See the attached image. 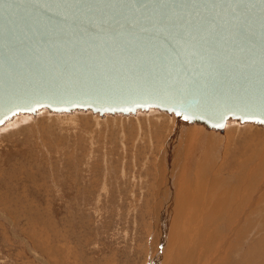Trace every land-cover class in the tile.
Returning <instances> with one entry per match:
<instances>
[{
  "label": "rangeland",
  "instance_id": "374dc122",
  "mask_svg": "<svg viewBox=\"0 0 264 264\" xmlns=\"http://www.w3.org/2000/svg\"><path fill=\"white\" fill-rule=\"evenodd\" d=\"M175 121L159 110H44L1 126L0 264H151L157 201L184 183L168 174L175 168L221 188L227 206L214 221L215 264H264V128L231 120L194 132ZM175 129L184 142L177 148L195 150L171 162L174 151L173 159L165 151Z\"/></svg>",
  "mask_w": 264,
  "mask_h": 264
},
{
  "label": "water",
  "instance_id": "95a60500",
  "mask_svg": "<svg viewBox=\"0 0 264 264\" xmlns=\"http://www.w3.org/2000/svg\"><path fill=\"white\" fill-rule=\"evenodd\" d=\"M44 110L264 128V0H0V127Z\"/></svg>",
  "mask_w": 264,
  "mask_h": 264
},
{
  "label": "crops",
  "instance_id": "0c3cea01",
  "mask_svg": "<svg viewBox=\"0 0 264 264\" xmlns=\"http://www.w3.org/2000/svg\"><path fill=\"white\" fill-rule=\"evenodd\" d=\"M196 123L192 124L191 128L194 132L200 131L199 127ZM190 154L188 152H194V148L189 147H182L181 152ZM262 156L260 157L264 159V149ZM244 155V154H242ZM230 154H227V159H229ZM239 165V164H238ZM240 167L244 166V161H241ZM264 167V162H263ZM173 171H169L168 174L171 175ZM188 175L193 174L196 179L200 178V182L192 180L193 178L190 177V183L188 186H185V189L189 191L187 195H189V199L187 197H177V199H173V195L171 194L172 189L167 191L165 196L162 197V200L157 201V209L155 212V221L159 230H157L154 235L151 237L149 242V249H150V263L153 264L155 262V257L153 253H158L162 250L164 245L166 246L165 250V258L163 264H189L185 263V261H189V255L193 253V263L202 262L204 260L205 264H215L216 263V250L214 249L218 243V239L215 232V220L219 218V211L225 210L227 204L224 203L220 198L217 197V191L215 190L214 185L210 186L209 184L203 185L207 178H204V175L201 174H194V172H187ZM183 189V191H185ZM193 193H197V203L195 205H191L193 203ZM226 193V198L228 197L229 192ZM167 196V197H166ZM165 201H164V200ZM173 199V206L172 201ZM256 206V204H254ZM203 207H205V211H203ZM167 208V209H166ZM257 207H254L255 209ZM179 211H183V213H187L185 217H183V223H185V233L187 235H183L181 237V245H171V227H169V219H171V215L175 217ZM222 211V212H223ZM197 217H203L205 219V229L207 231H201L199 235L195 233L197 231ZM217 217V218H216ZM233 225V223H231ZM235 234V233H234ZM240 235V233H239ZM197 247H199V251H197ZM223 249L221 253L224 252V247L221 246ZM193 249V251H191ZM226 250V249H225ZM203 257H207L208 261H206ZM227 262V259H225ZM228 263V262H227Z\"/></svg>",
  "mask_w": 264,
  "mask_h": 264
},
{
  "label": "bare ground",
  "instance_id": "6f19581e",
  "mask_svg": "<svg viewBox=\"0 0 264 264\" xmlns=\"http://www.w3.org/2000/svg\"><path fill=\"white\" fill-rule=\"evenodd\" d=\"M135 96H143L140 95V92L135 91ZM242 108V107H241ZM234 111L236 109H233ZM239 110V109H238ZM194 124V123H193ZM180 133L179 129H175L173 134L174 136H172L171 140L169 141V146H173V147H180L184 144V142L182 140H180L178 138V135ZM226 147V146H225ZM225 151H228V149L226 148ZM164 152V151H163ZM167 152V156L170 159H173V157H171L170 155V148H167V150L165 151ZM182 155V152H181ZM181 155L179 156V160H183V158L181 157ZM225 156V155H224ZM223 159V158H222ZM177 160V161H179ZM175 160L171 161V162H177ZM234 161V160H233ZM235 163V162H234ZM180 166V165H179ZM178 166V167H179ZM180 170V168L178 169ZM178 170L175 168L171 174L172 178H177L180 177L183 178L184 183H180L182 186H179L178 184H174L171 186L172 192L175 193V197H173V199H177V197H187V199H189V195H187V193H189V191H187V189H189V187H187V189H185V186H188L190 183V176L187 174V172H183V175L180 174L181 172L178 173ZM168 171H172V170H168ZM182 171V170H181ZM245 171V170H244ZM165 172V171H164ZM250 174V173H249ZM170 177V178H171ZM189 177V179H188ZM160 178V177H159ZM178 179V178H177ZM188 179V180H186ZM170 180V179H169ZM245 180V179H244ZM174 181V180H172ZM177 181V180H176ZM181 182V181H180ZM218 182V181H217ZM179 183V182H176ZM172 184V183H171ZM170 184V185H171ZM208 180L205 181V183H203V185H207ZM177 185V186H176ZM211 186V185H210ZM183 189H185V191H183ZM220 186H216L215 190L217 191V197L220 198ZM234 189V188H233ZM235 192V189H234ZM233 192V193H234ZM223 196H225V193L222 194ZM239 195V194H238ZM242 196V195H241ZM239 198V197H238ZM242 198V197H241ZM173 199H171L172 201V206H173ZM191 199H193V203H191V205H195V203H197V199H199V197H197V193H193V197H191ZM240 199V198H239ZM243 199V198H242ZM241 200V199H240ZM238 201V200H237ZM238 203V202H237ZM253 203L251 202V205ZM242 205V204H241ZM240 206V205H238ZM254 206V204H253ZM247 207V206H246ZM250 207V205H249ZM251 208V207H250ZM167 209V208H166ZM244 210V209H243ZM242 210V211H243ZM250 210V209H249ZM203 211H205V207H203ZM248 211V210H246ZM249 212V211H248ZM185 215H187V213H183V211H179V213H177V215H175V217H173V215H171V219H169V227H171V245H173V247H175V245H181V237H183V235H187V233H185V223H183V217H185ZM220 217V216H219ZM229 220V219H228ZM195 221H197V231H195V233H197V235H199V233H201V231H207V229H205V219H203V217H197V219H195ZM166 246L164 245L162 250L158 253H153L154 257H155V262L153 264H158V262L161 260H159V258L156 259V256L159 257H163L161 264H163L164 262V258H165V250H166ZM191 251H193V249H191ZM197 251H199V247H197ZM150 256H149V260H150ZM148 260V262H149ZM147 263V262H146ZM185 263H189V264H194L193 263V253H191V255H189V261H185Z\"/></svg>",
  "mask_w": 264,
  "mask_h": 264
},
{
  "label": "flooded vegetation",
  "instance_id": "af4514ba",
  "mask_svg": "<svg viewBox=\"0 0 264 264\" xmlns=\"http://www.w3.org/2000/svg\"><path fill=\"white\" fill-rule=\"evenodd\" d=\"M181 123L180 121H175V124ZM170 148V155H173V151L175 153V161L179 160V156L181 155V149L173 146H168Z\"/></svg>",
  "mask_w": 264,
  "mask_h": 264
}]
</instances>
